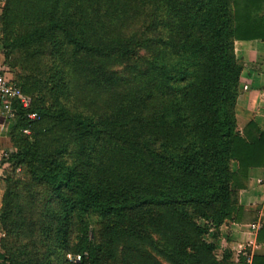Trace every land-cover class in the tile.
<instances>
[{
	"label": "trees",
	"instance_id": "16d2710c",
	"mask_svg": "<svg viewBox=\"0 0 264 264\" xmlns=\"http://www.w3.org/2000/svg\"><path fill=\"white\" fill-rule=\"evenodd\" d=\"M0 20L14 57L5 70L30 74L14 81L32 107L16 105L10 124L26 151L9 161L49 190L46 254L52 237L64 250L66 226L80 220L79 264H238L232 252L218 260L204 236L244 221L239 190L250 168L264 169V129L238 126L235 53L236 41H264V0H6ZM56 123L59 147L47 138ZM92 213L104 222L93 238Z\"/></svg>",
	"mask_w": 264,
	"mask_h": 264
},
{
	"label": "rangeland",
	"instance_id": "374dc122",
	"mask_svg": "<svg viewBox=\"0 0 264 264\" xmlns=\"http://www.w3.org/2000/svg\"><path fill=\"white\" fill-rule=\"evenodd\" d=\"M5 5L6 0H0V19ZM5 49L6 43L4 42L0 20V51L3 54L4 61H13L14 57L7 58ZM239 59L243 61L241 58ZM243 64L245 69L246 63L244 61ZM45 65L44 63L37 70L43 72ZM7 68V76L13 80H21L22 76L29 74L20 67L8 65ZM243 99V93H240L239 90L237 103ZM46 100L48 101L49 98L47 97ZM107 107L108 103L101 102L93 105L91 110L100 114ZM3 122L7 126L5 130L0 129V132L11 135L10 124L12 122H6L4 117L0 115V124ZM56 124L53 125L54 132L49 134L47 138L54 137V147H59L62 142L63 124ZM30 141L33 142V139L30 138ZM12 150L5 149L0 155V252L6 256L7 264H79L81 258L79 255L71 253V247L77 242V238L81 234L82 222L72 220V223L66 226V231L63 234L64 246H66L64 250L59 248V246H63V243L59 242V238L52 237L50 246L53 249L50 250L49 254H46L48 244L45 242V237L48 231L43 233L40 219L44 214L45 200L49 195V190L44 183L37 180L30 173L27 163L21 164L16 161H9L12 154L26 151L25 147L17 145ZM253 218L255 217L252 216L250 219ZM84 219L90 226V237L95 231H101L104 225L102 218L97 213L89 214ZM24 221H26L25 225L23 224ZM34 221L38 226H31ZM199 223L202 226L206 225L204 221ZM149 231H151L153 240L158 244L165 242V238L156 229H149ZM219 237V232L214 228H210L208 234L204 236L208 242L215 244L216 256L218 260L222 261L231 251L225 244L219 243Z\"/></svg>",
	"mask_w": 264,
	"mask_h": 264
},
{
	"label": "crops",
	"instance_id": "0c3cea01",
	"mask_svg": "<svg viewBox=\"0 0 264 264\" xmlns=\"http://www.w3.org/2000/svg\"><path fill=\"white\" fill-rule=\"evenodd\" d=\"M235 53L246 63L240 79V93L244 99L236 105L238 126L243 129L253 120L264 129V41H236ZM0 63L5 65L1 51ZM0 115L8 122L1 105ZM0 125V129H6L4 122ZM14 146L11 136L0 132V155L5 149L13 151ZM244 184L245 187L239 190V202L247 212L245 219L241 223H224L218 230V241L230 248L233 261L240 264L241 257H246L247 264H252L255 255L264 256V242L257 240L259 230L264 227V169L250 168ZM252 216L255 218L250 219Z\"/></svg>",
	"mask_w": 264,
	"mask_h": 264
},
{
	"label": "built area",
	"instance_id": "2783aa9c",
	"mask_svg": "<svg viewBox=\"0 0 264 264\" xmlns=\"http://www.w3.org/2000/svg\"><path fill=\"white\" fill-rule=\"evenodd\" d=\"M33 104V98L26 94L17 83L7 76V71L2 63H0V105L3 114L9 122L16 119L17 108L16 105L22 106L24 109H30ZM27 117L31 121L39 119V114L30 111ZM25 134L30 135L31 130L25 129Z\"/></svg>",
	"mask_w": 264,
	"mask_h": 264
}]
</instances>
